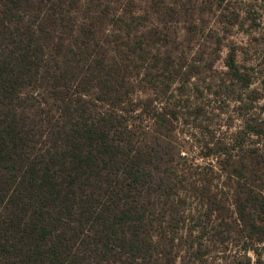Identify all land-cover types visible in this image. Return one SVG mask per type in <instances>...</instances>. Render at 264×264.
I'll use <instances>...</instances> for the list:
<instances>
[{
  "label": "trees",
  "instance_id": "obj_1",
  "mask_svg": "<svg viewBox=\"0 0 264 264\" xmlns=\"http://www.w3.org/2000/svg\"><path fill=\"white\" fill-rule=\"evenodd\" d=\"M183 1L0 0V264H264V120L178 138L195 79L258 100L180 47L225 0Z\"/></svg>",
  "mask_w": 264,
  "mask_h": 264
},
{
  "label": "rangeland",
  "instance_id": "obj_2",
  "mask_svg": "<svg viewBox=\"0 0 264 264\" xmlns=\"http://www.w3.org/2000/svg\"><path fill=\"white\" fill-rule=\"evenodd\" d=\"M161 1L166 7L167 5L172 6V4L180 5L183 0ZM224 3L226 9L217 11L215 14H207L204 21L198 22L197 36H185L180 41V47L190 50L188 56L190 61L195 54L201 53L203 56L201 65L210 62L214 65L215 70L222 72L226 71L224 62L227 56L233 52L238 68L252 80L250 89L246 93L242 92L244 93L243 99H249V96L254 95L252 91H256L255 97L258 100L244 108L240 106V103L234 101L237 86L233 87L235 95L230 94V91L226 89L222 92L221 99L219 96H210L213 89L209 93L206 92L207 84L210 81L207 80L206 83L203 80L195 79L203 96L199 100L193 98V103L202 105L207 113L200 115L197 121H190L188 124L180 122L177 134L190 156L199 161H201L200 147L205 140L209 139L208 132H213L214 140H231L242 129L244 119L259 121L261 118L264 120V0H225ZM220 12L226 21L222 20ZM238 16L239 19L235 20ZM227 20H234L235 24L227 26V29L223 30V25L226 26ZM191 23L192 19L186 21L182 17L179 24L180 36L185 34L183 28L190 26ZM217 38L221 39L219 54L215 53ZM144 96L140 91H137L134 98H143ZM242 114L244 115L242 116Z\"/></svg>",
  "mask_w": 264,
  "mask_h": 264
}]
</instances>
